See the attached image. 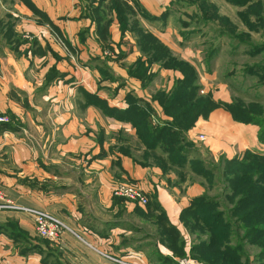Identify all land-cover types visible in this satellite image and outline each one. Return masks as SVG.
<instances>
[{
  "label": "crops",
  "instance_id": "obj_1",
  "mask_svg": "<svg viewBox=\"0 0 264 264\" xmlns=\"http://www.w3.org/2000/svg\"><path fill=\"white\" fill-rule=\"evenodd\" d=\"M32 1L55 23L59 35L46 23L40 22V18L22 1L14 0L13 10L5 13H11L16 18L15 31L28 43L20 46L19 54H16L0 40V113H11L20 125L17 132H0V190L16 204L42 208L53 213L68 224L89 249H93L91 258L92 252L75 242L72 233L66 232L61 242H50L52 248L60 250L62 258L58 260L63 264H116L114 256L131 263L135 261L137 264H146V253L134 251L131 247L118 248L121 234H130L131 230L126 223L111 225L113 220L118 219L117 215H121L124 222L146 224V221L134 213L135 204L131 201L124 200L119 204L112 194L113 188L123 182L139 186L147 198H157L170 223L185 233L180 213L193 197L204 191L203 186L196 184V181L174 185L173 182L178 179L176 173L163 174L160 168L139 165L134 159V156L141 153L135 128L130 123L104 114L95 105L87 106V99L80 90L82 88L91 95H98L107 100L110 107L117 108L128 106L126 95L132 92L151 102L158 117L166 119L160 104L152 100V95L164 87L158 85L157 79L154 80L152 85H157V88L150 95L149 86L144 87L140 80L130 78L127 69L112 56H109L107 65L116 74L118 68L126 72L121 74L125 75L124 81L127 84L123 82L117 85V80L100 78L96 63L93 62L95 58L103 59L101 56L105 50L97 39L96 23L83 14L84 0ZM125 1L133 4L132 0ZM138 1L146 11L156 15L159 14V8L164 9L161 12L166 11V0ZM108 2L103 4L101 10ZM146 2L153 11L146 6ZM5 14L0 17V22L6 19ZM107 16L112 20L111 45L118 52H127L122 62L133 63L140 55L133 35L127 32L121 42L115 15L109 12ZM141 17L138 15L140 21ZM152 32L170 46L175 54L176 48L167 41L164 33ZM35 39L39 40L45 54L32 47L31 43ZM47 43L59 58L49 48H44ZM24 50L28 52L24 54ZM191 53L195 55L190 48L185 49L184 54ZM180 57L195 63L183 54ZM54 65L65 76L56 79L46 89H41L46 73ZM160 75L168 78V88L173 85L176 77L181 76L179 72L168 69H160L157 78ZM213 121L217 122L223 132L239 130L235 128L236 124L229 112L216 109L209 118H200L195 127L189 130L188 136H194L191 141L200 132H205L203 143L214 146V142L208 143L207 136L208 131L215 130ZM225 125L230 126V129H226ZM28 130L38 137L28 134ZM25 136L33 139L29 141ZM119 136L128 142L126 144L130 146L133 155L119 150L118 142H123L118 141ZM237 136L242 139L241 131ZM9 155L10 163L7 164L5 158ZM9 218L18 220L32 236L37 235L34 222L29 216L0 209V222ZM20 244V241L14 240L7 233H0V264H57L56 258L45 263L44 257L37 252L22 253ZM161 249L168 253L164 247Z\"/></svg>",
  "mask_w": 264,
  "mask_h": 264
},
{
  "label": "trees",
  "instance_id": "obj_2",
  "mask_svg": "<svg viewBox=\"0 0 264 264\" xmlns=\"http://www.w3.org/2000/svg\"><path fill=\"white\" fill-rule=\"evenodd\" d=\"M20 1L40 18V22L46 23L53 32L59 35V29L55 23L32 0ZM84 1L83 14L91 17L96 23L97 39L102 49L127 69L130 78L140 80L142 85L147 87L153 83L160 69H168L181 74L180 77L175 78L170 88H160L152 95V100L157 101L162 107L166 119L158 117L151 102L132 92L126 95L128 106L117 108L110 107L107 100L99 98L98 95H91L81 88L80 92L87 99L86 105H95L104 114L130 123L135 128L141 153L134 156V159L139 165L160 168L163 174L176 173L178 179L173 182L174 185L193 183L197 176L207 180V185L203 184L204 191L193 197L190 204L180 213V221L185 233L178 226L170 223L157 198L151 196L144 206L138 202H132L135 204L134 213L142 217L146 224L124 222L121 215H117L118 219L112 221L111 225L126 223L131 230L130 234H121L122 242L118 248L131 247L134 251H142L147 254L150 264H179L177 261L179 258H191L197 264H259L264 258V157L251 152H245L241 159L237 157L227 159L225 155H222L217 167L212 166L209 165L210 158L203 156L195 142L188 139L187 134L200 118L207 119L210 113L219 107L229 112L235 122L253 123L264 129V116L256 118L252 114L257 112V109L260 110L261 106L258 108L256 104L253 107L243 106L239 100H235L230 105L216 102L210 94L200 95L198 67L195 63L175 55L170 46L154 32L141 25L138 15H144V18L151 21L158 17L146 11L138 0H132L133 4L125 0H109V2L97 0V4H95L96 0ZM106 2L108 5L101 10ZM226 2L240 8L237 15L246 24L250 34L251 32L261 33L264 37V0H226ZM189 3L197 7L200 16L207 24L221 23L224 25L222 29L215 28L217 34L231 35L230 38L242 41L247 37L246 34H238L237 26L229 17L222 16L218 6L210 0H190ZM109 12L116 17L121 32V42L124 41V35L127 32L131 33L135 39L140 55L133 63L122 62L127 52H118L111 45L112 20H109L107 16ZM169 13L170 11L166 9L162 15L167 16ZM5 15L6 19L0 22V40L3 41L4 46L19 54L20 46L27 44L28 41L15 31L16 18L11 13ZM250 37L247 39L248 43ZM31 45L39 53L45 54L38 39L33 40ZM254 46L256 47L254 54L264 51V42L254 44ZM44 48H49L59 58L50 44L47 43ZM27 52V50L23 51L24 54ZM208 52L210 60L214 57L215 51ZM97 59L104 64L99 67L102 71V73L99 72L102 80L112 79L113 76L106 78L103 74L106 72L107 59L100 57ZM250 68L253 75L258 74V77L261 76L260 74L263 75L261 85H264V64H256ZM64 76L65 74L60 72L55 65L52 66L45 75L41 89H46L56 79ZM252 108L254 111L250 113ZM153 117L156 122L153 121ZM19 130L20 125L12 115L9 122L0 123V132ZM258 139L264 140V134L260 133ZM118 141H123L118 142L119 150L125 154H134L123 136H119ZM131 147L136 151L132 145ZM213 173L218 174V179H215ZM214 188H220L217 194H211ZM226 195H228L230 207ZM114 198L119 204L126 200L118 196ZM247 203H252L253 206L245 209ZM90 227L93 228L91 225ZM135 231L141 236H135ZM0 233H7L14 240L20 241L21 252L24 254L37 252L44 257L45 263L56 258L57 264H63L58 260L62 258L60 250L52 248L51 241L40 235L32 236L16 219L9 218L0 222ZM245 239H256L252 243L258 247L256 258L250 259L247 256L246 245L244 246ZM161 247H164L168 253H165ZM116 264L119 263L116 262Z\"/></svg>",
  "mask_w": 264,
  "mask_h": 264
},
{
  "label": "rangeland",
  "instance_id": "obj_3",
  "mask_svg": "<svg viewBox=\"0 0 264 264\" xmlns=\"http://www.w3.org/2000/svg\"><path fill=\"white\" fill-rule=\"evenodd\" d=\"M13 2L14 0H0V17L3 16L7 11L13 10L14 8ZM189 2L190 0H166V9L170 11V13L167 16H163L162 15L163 12L161 11L164 9L159 8L158 10L159 14L157 15L159 19L157 18L156 20L151 21L144 18V15H139L143 17V19L141 17L140 23L145 29L164 33L166 35L167 41H169V43L171 45H174V47L176 48L175 54L179 56L183 54V56L191 59L196 63L200 75L199 76L200 84H201V89L199 90L200 95L206 96L210 94L216 102L219 103L223 102L230 105L234 103L235 100L241 101L243 106L248 105L253 107L254 104H256L257 108L258 106H261V108L260 110L256 108L257 112H254L252 114L256 118H259L261 115L264 116V85H261L262 82L261 78L263 75L260 74L261 76L259 77L258 74L253 75L251 73V68H250V67H254L256 64H264V51H262V53L260 54L258 53L254 54V50L256 48L254 44H259L261 42H264V37L262 36L261 33L251 32L252 34H250V31L247 28L246 24H244L237 15V11L240 10V8L227 3L226 0H210V2L218 6L219 12L222 16H227L231 19V21L237 26L238 34L247 35V37L243 38L244 41L230 38L229 36L231 35L221 36L217 34L215 28L222 29V26L224 27V25H222L221 23L220 24L215 23L217 25L207 24L205 22V19H203V17L200 16V12L197 9V7L191 5ZM145 4L146 6H148V2H146ZM148 7L150 8V6ZM150 10L153 11L152 8H150ZM149 13L151 15L156 16V14L154 13L151 12ZM249 36L251 37L249 38L250 41L248 43L247 39ZM186 48H190L195 55L192 56L193 53L189 55L184 54ZM210 50H214L215 54L214 57H212L209 60L208 57L210 58V56H208L207 54L209 53L208 51ZM109 55H110L109 53L104 52V55L101 57L103 59L104 58L107 59L108 62ZM93 63H96L98 65L97 66L98 72L102 73L99 67L104 66V64L101 62V60L95 59ZM107 64L108 63H106L105 66L109 67ZM107 67L105 68L106 72L103 74L106 76V78L108 76H113L112 79H108V80L110 81L117 80L116 81L117 85H122L123 82L127 84L126 81H124L126 80L125 75L121 74L124 73L122 69L118 68V74H116L111 68L107 69ZM124 74H126V72ZM157 77L155 78V80L157 79L156 82L158 83V85H161L162 87H165L167 89L169 86H168V78H166V75L164 76L160 75L159 78ZM155 88H157V85L154 84L149 85L148 91L150 92V95H151V91L153 92ZM216 109L226 111L223 107H219ZM216 109H214L213 111H215ZM250 110H251L250 113L254 111L253 108ZM0 114L7 115L9 121L11 120V115H12L11 113H10L11 115L7 112ZM219 120L218 123L221 124ZM213 124L215 130L208 131L207 136L209 138L208 143L214 142V146L211 147L206 146V144L203 143V141H205L204 140L205 138H202L201 135H204L205 132H200V134L196 136L197 139L196 138L194 139L195 145L197 146L199 151L201 153L202 152L207 153L206 155L203 156L210 158L209 165L217 167V165L219 164L220 157L222 155H225L227 159L233 157H237L241 159L245 152H251L255 154H260L264 157V140L258 139V135H260V133L264 134L263 133L264 129L262 127L258 125H254L253 123L245 124V123L235 122L236 124L235 128L236 129L239 128L238 132L236 131L223 132L220 130L216 121H213ZM225 127L226 129H230V126L228 127L225 125ZM240 131L242 133V139L238 138L237 136V133H239ZM196 132L198 133V130H196ZM27 133L32 134L35 138L38 137V136L36 137L35 133L31 130H28ZM25 137L27 138V136ZM193 137L190 138L188 136V139L191 141L193 140ZM29 139L32 140L33 138L29 136L27 140ZM27 140L26 143H29L30 140L29 141ZM7 154H11V153L7 152ZM5 159L7 160L5 161V163L9 164L10 155ZM199 159L201 160V158ZM221 167H223V165H221ZM213 174L216 179L218 174L217 173H213ZM187 183L188 182H186V184ZM196 184L201 186H204L203 184L207 185V180H204V178L201 176L199 177L197 176ZM203 189H205V187H203ZM219 190L220 188L219 189L214 188L213 191H211V194L212 193L217 194ZM1 192L4 194L3 191ZM226 198L228 199V195H226ZM227 199L225 200L226 203H227ZM14 203L16 204L15 201ZM229 205H230V201L228 199V206ZM252 206H253L252 203H247L245 205V209H249ZM8 210H12V209H8ZM12 211L21 212L16 210H12ZM26 215L29 216L28 214ZM29 217L32 219L31 216ZM252 218L254 219L255 217L253 216ZM73 236L74 238H76L75 242L87 248L85 250H89L88 252H92L90 254L91 255L90 257L92 258L94 254L92 251L93 249H89L90 247H88L84 243V241L74 233ZM135 236L139 237L141 235L137 233V231H135ZM119 240H120L119 242L120 245L122 240L120 238ZM255 240L256 239L253 240L245 239L244 241V246L246 245L247 256L250 259L256 258L255 255L258 250V247L255 246L256 244L255 245L252 244L253 241ZM113 258H119V257L114 256ZM177 261L179 264H197V262L191 258H179L177 259ZM125 262H127L128 264H137V262L135 263V261H133L132 263L128 261ZM146 264H150L149 259ZM259 264H264V258L263 261L259 262Z\"/></svg>",
  "mask_w": 264,
  "mask_h": 264
},
{
  "label": "built area",
  "instance_id": "obj_4",
  "mask_svg": "<svg viewBox=\"0 0 264 264\" xmlns=\"http://www.w3.org/2000/svg\"><path fill=\"white\" fill-rule=\"evenodd\" d=\"M153 121L156 119L153 117ZM9 122V118L5 114H0V123ZM205 138L204 135H201ZM113 196L125 198L131 202H138L140 205H146L148 198L144 191L137 185L129 183H119L113 188ZM0 209H12L21 211L32 217L36 232L41 237L48 239L52 242H61L63 235L66 232L76 233L72 228L66 224L62 219L54 215L53 213L44 210L42 208H36L32 206H24L15 204L13 201L7 199L5 195L0 191ZM114 260L121 264H128L127 262L114 258Z\"/></svg>",
  "mask_w": 264,
  "mask_h": 264
},
{
  "label": "water",
  "instance_id": "obj_5",
  "mask_svg": "<svg viewBox=\"0 0 264 264\" xmlns=\"http://www.w3.org/2000/svg\"><path fill=\"white\" fill-rule=\"evenodd\" d=\"M203 155H206L207 153L206 152H202Z\"/></svg>",
  "mask_w": 264,
  "mask_h": 264
}]
</instances>
